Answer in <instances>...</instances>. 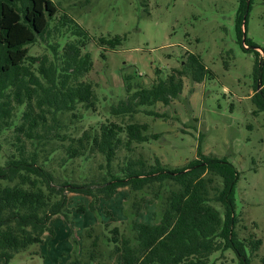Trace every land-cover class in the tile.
Instances as JSON below:
<instances>
[{
  "label": "trees",
  "instance_id": "trees-1",
  "mask_svg": "<svg viewBox=\"0 0 264 264\" xmlns=\"http://www.w3.org/2000/svg\"><path fill=\"white\" fill-rule=\"evenodd\" d=\"M58 4L0 0V157L4 158L0 264H9L17 253L41 244L45 233L55 236L54 217L70 221L65 193L88 197V209L95 212L101 199L113 198L121 188H128L132 195L125 211L127 233L113 228L114 236L104 245L109 249L106 261L97 238L83 255L78 241L72 239L73 264H249L248 251L250 255L257 252L261 240L238 235L234 193L239 173L231 163L204 154L200 145L194 159L174 169L158 158L149 163L133 154L138 145L159 137L148 134L149 125L135 121L134 116L144 111L161 118L145 108L169 106L180 95L183 78L202 82L206 68L198 56L186 54L181 68L165 78L156 70L157 79L149 87L126 85V97L111 105L103 119L81 130L77 125L97 104L95 87L86 79L93 67L86 50L92 38L60 12ZM250 7L251 0H240L235 18L244 51L252 47L242 35V20ZM122 39L100 36L95 43L103 51L115 50ZM34 47L41 53H31ZM254 52V72L262 86L263 60ZM252 101L258 111H264L262 88ZM4 143L10 147L7 152ZM120 152H124V163L115 171L112 164ZM96 155L102 157L100 167L105 170L97 178L75 182L58 174L57 169L66 173L75 161L83 166ZM147 196L157 202L158 221L153 224L137 220ZM75 212L84 214L85 207L79 205ZM227 251L234 253L236 262L210 263L212 254Z\"/></svg>",
  "mask_w": 264,
  "mask_h": 264
},
{
  "label": "rangeland",
  "instance_id": "rangeland-1",
  "mask_svg": "<svg viewBox=\"0 0 264 264\" xmlns=\"http://www.w3.org/2000/svg\"><path fill=\"white\" fill-rule=\"evenodd\" d=\"M54 1L59 3L60 12L74 19L92 38L86 50L93 67L86 79L95 87L97 104L96 110L77 125L81 130L103 119L111 105L123 100L126 85L131 89L149 87L157 79L156 70L165 78L173 69L181 68L186 54L198 56L206 68L202 82L183 78L181 93L169 106L145 108L161 114V118L144 111L134 116L135 121L149 125L148 134L159 137L138 145L133 154L149 163L158 158L162 165L174 169L194 159L200 145L204 154L231 163L239 173L234 193L239 219L236 229L241 238L261 240L258 251L253 255L248 251V256L249 264H263L264 111H258L252 97L259 89L264 90V83L261 86L254 72L257 51L263 60L260 75L264 77V0H251L242 20L243 39L252 42L250 51L242 49L236 31L240 0ZM100 36L123 39L115 50L103 51L95 43ZM31 53L39 54L41 50L34 47ZM4 144L3 151L7 152L10 147ZM123 158L124 152H120L113 170L124 163ZM3 162L2 156L0 165ZM103 164L102 157L96 155L83 166L75 161L66 173L57 170L72 181L88 182L105 171L100 167ZM65 195L72 213L70 221L54 217L51 226L55 236L45 233L41 244L17 253L9 264H73L72 239L78 241L82 250L79 254L83 255L94 238L106 261L109 249L104 245L114 236L113 228L120 233L128 231L125 211L132 201L129 189L121 188L113 198L101 199L95 212L88 209V197L68 192ZM79 205L85 207L84 214H76ZM156 212L157 202L147 196L137 220L156 223ZM222 260L237 261L231 251L210 256V263Z\"/></svg>",
  "mask_w": 264,
  "mask_h": 264
}]
</instances>
